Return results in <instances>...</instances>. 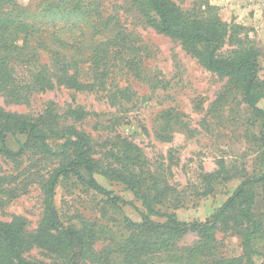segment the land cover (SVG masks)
Listing matches in <instances>:
<instances>
[{
    "label": "trees",
    "instance_id": "1",
    "mask_svg": "<svg viewBox=\"0 0 264 264\" xmlns=\"http://www.w3.org/2000/svg\"><path fill=\"white\" fill-rule=\"evenodd\" d=\"M125 5L133 20H123L115 5L109 10L106 0H31L29 5L0 0L1 94L9 102L29 103L35 93L64 86L101 93L113 106L133 101L137 93L132 85L121 86L117 80L123 75L144 79L145 72L148 78L144 59L149 47L135 21L179 41L201 66L227 78L219 100L238 94L261 121L258 137L264 141V110L258 106L264 98L260 52L241 35L243 26L192 14L175 0H126ZM94 114L99 115L71 104L60 114L54 102L37 116L0 106V155L15 160L34 151L53 161L44 174L45 209L36 230L29 232L21 215L0 220V264H264V209L256 208L258 186L264 199V143L257 156L259 174L239 168L230 172L223 159L217 170L203 174V190L196 191L200 196L238 175L241 181L205 220L186 222L176 213L188 203L185 189L172 185L166 168L153 167L136 143L121 136L96 140L78 127ZM18 135L26 140H18L14 150L8 140ZM97 175L134 193L143 208L138 210L140 221L125 215L124 206L133 202L105 187ZM64 184L103 195L105 210L120 215L122 229L96 218L65 220L55 202ZM3 191L15 196L16 190ZM190 232L197 239L182 245ZM227 235L240 238L239 255L225 254ZM99 241L107 244L95 248ZM34 247L47 250L53 261L32 262L26 253Z\"/></svg>",
    "mask_w": 264,
    "mask_h": 264
},
{
    "label": "rangeland",
    "instance_id": "2",
    "mask_svg": "<svg viewBox=\"0 0 264 264\" xmlns=\"http://www.w3.org/2000/svg\"><path fill=\"white\" fill-rule=\"evenodd\" d=\"M16 1L23 5L31 2ZM124 1L106 0V3L109 10L115 5L123 20H133ZM175 1L192 14L215 15L224 22L243 26L241 35L260 52L259 80L264 85V0ZM133 22L143 43L149 47L144 59L148 78L145 72L144 79L123 75L117 80L121 86L132 85L137 93L133 101L113 106L101 93L79 92L61 86L35 93L29 103L9 102L0 92V106L37 116L54 102L60 114L69 104L83 105L87 110L99 113L88 116L78 127L96 140L121 136L139 145L153 167L166 168L170 183L187 192L188 203L176 210L177 218L186 222L203 221L222 205L241 181L238 175L216 185L214 193L200 196L196 191L203 190L204 173L217 170L222 159L230 172L239 168L249 175L260 173L257 156L264 143L258 137L261 121L240 102L238 94L232 93L225 100H219L227 78L201 66L179 41ZM258 106L264 110V98ZM18 140L24 142L26 135L9 137V146L17 150ZM52 165L53 161L34 151L15 160L0 155V177L8 176L4 181L0 180V220L21 215L27 219V230H36L45 209L44 174ZM97 178L108 189L132 201L134 205L124 206L125 215L140 221L138 210L143 208L134 193L102 175ZM12 188L16 190L15 196L3 191ZM256 189V208L261 210L264 199L261 198V187ZM55 202L65 220L83 216L96 218L114 229L123 227L118 213L109 207L105 210V197L84 186H60ZM154 219L163 220L160 217ZM218 237L223 235L218 233ZM195 239L197 234L190 232L181 244H190ZM223 242L226 255L237 256L242 252L240 238L236 235H227ZM106 244L99 241L95 248ZM26 256L34 263L53 261L41 247L30 249Z\"/></svg>",
    "mask_w": 264,
    "mask_h": 264
}]
</instances>
